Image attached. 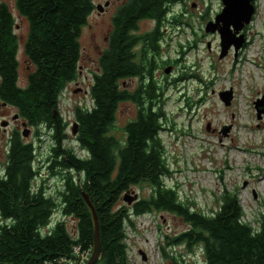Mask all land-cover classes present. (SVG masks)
Masks as SVG:
<instances>
[{
    "label": "trees",
    "instance_id": "16d2710c",
    "mask_svg": "<svg viewBox=\"0 0 264 264\" xmlns=\"http://www.w3.org/2000/svg\"><path fill=\"white\" fill-rule=\"evenodd\" d=\"M182 2L128 0L116 9L106 48L98 58L99 73L88 91L92 104L76 106L72 113L77 123L73 140L83 153L78 156L63 143L67 133L58 104L65 86L77 77L79 39L95 9L94 0H14L13 11L28 28L23 50L31 72L24 87L18 83L15 18L0 0V103L14 108L28 126L48 131V176L62 181L54 196L47 194L43 180L35 185L42 179L35 167L36 147L17 132L11 135L0 163V264L73 258V247L90 259L94 222L83 195L99 225L95 264H129L126 227L134 225L133 217L153 212L172 214L188 226L176 236L166 235V245L183 246L189 253L199 248L204 264H264V212L252 226L243 220L237 194L224 190L219 208L206 215L164 183L171 174L159 139L166 122L165 90L153 78L160 67V26L171 7ZM142 20L153 21L154 29L137 34ZM132 79L138 84L128 91L122 81ZM125 102L136 106V116L119 138L114 134L116 114ZM142 184L150 188L148 196L124 205L123 196H132L131 189ZM56 212L60 218L50 227ZM66 219H72V228Z\"/></svg>",
    "mask_w": 264,
    "mask_h": 264
},
{
    "label": "rangeland",
    "instance_id": "374dc122",
    "mask_svg": "<svg viewBox=\"0 0 264 264\" xmlns=\"http://www.w3.org/2000/svg\"><path fill=\"white\" fill-rule=\"evenodd\" d=\"M1 1L12 10L17 24L18 83L24 87L31 72L23 53L27 23L13 11L14 0ZM104 2L94 0L95 6H103ZM254 5L246 48L239 50L236 56L231 49L222 59H219L218 35L204 32L206 23L220 13L221 1L184 0V5L172 6L170 16L160 26V67L155 73L157 83L165 90L162 108L166 122L159 133L166 165L171 172L164 178L165 185L177 190L182 201L193 203L192 209L206 215L219 208L222 191L235 192L243 209V220L252 226H256L259 214L264 212V113L257 119L253 105L258 99L264 100V0H255ZM114 6L112 3L101 13L94 9L81 31V55L77 66L80 78L64 88L59 98L60 114L69 121L70 127L74 108L92 104L88 91L94 74L99 73L98 58L106 48L111 18L116 11ZM154 27L153 21L142 20L137 34L150 32ZM167 68H170L168 75L164 74ZM122 82L128 91L138 84L137 79ZM224 91H231L228 106L218 96ZM4 113V117L0 113V128L7 125L2 126L1 121H7L8 127L0 136V163L5 161L10 133L16 131L21 136L23 131L22 127L17 128L19 124L13 118L17 114L14 108L8 106ZM135 115L130 103H121L114 134L123 137V127ZM20 119L23 120L19 117L18 121ZM26 128L29 135L21 138L35 145V167L40 168L42 175L35 185L43 180L47 194L54 196L62 181L60 176H48L50 136L42 127L38 130ZM67 135L69 138L63 142L65 147H72L78 156L83 155L69 130ZM131 190L132 196L139 200L148 196L150 188L142 184ZM59 218L58 212L54 213L50 227ZM66 222L72 228V219ZM133 223L132 227H126L129 264H174L162 255V248L179 264H204L201 249L195 248L189 253L183 246L166 245V235L173 237L188 229L180 218L166 212H153L133 217Z\"/></svg>",
    "mask_w": 264,
    "mask_h": 264
},
{
    "label": "water",
    "instance_id": "95a60500",
    "mask_svg": "<svg viewBox=\"0 0 264 264\" xmlns=\"http://www.w3.org/2000/svg\"><path fill=\"white\" fill-rule=\"evenodd\" d=\"M222 4V9L218 13L213 21L206 23L204 27V32L206 34H217L219 37L220 54L219 59L224 58L229 50L233 49L235 56L237 52L243 47L245 42V37L242 33L245 26L251 23L252 17L255 13V8L253 0H220ZM107 4L97 6L96 10L101 13ZM194 7V5H193ZM209 46V45H208ZM170 73V68L164 70V74L168 75ZM74 91V93H76ZM219 99L228 106L231 101V91H224L218 94ZM5 106V103L2 104ZM254 108L256 111V118L260 119L261 115L264 113V100H256L254 103ZM14 119L18 118V115H14ZM13 119V120H14ZM7 123H2V126ZM27 124L23 123L22 137L27 138L29 135V130L26 128ZM77 124L72 126V134L76 133ZM83 199L86 205L89 207L94 222V246L91 254L90 260L86 264H95L99 251V225L96 217L95 210L90 204L88 198L83 195ZM137 201V196H131L125 194L123 196V202L128 206Z\"/></svg>",
    "mask_w": 264,
    "mask_h": 264
},
{
    "label": "flooded vegetation",
    "instance_id": "af4514ba",
    "mask_svg": "<svg viewBox=\"0 0 264 264\" xmlns=\"http://www.w3.org/2000/svg\"><path fill=\"white\" fill-rule=\"evenodd\" d=\"M128 0H116V1H113V0H105V2H104V5L105 4H107V6L104 8V11H105V9H108L111 5H112V3H113V5L115 4V6L114 7H116V9L117 8H119L122 4H124L125 2H127ZM254 1L255 0H253V3H254ZM184 5V2H182V3H180V5ZM100 4H97L96 6H95V9L97 8V6H99ZM215 18V17H214ZM210 20V19H209ZM211 21V20H210ZM209 22V21H208ZM249 26L250 25H248V26H246L244 29H243V31H242V33H243V35H244V37H245V42H244V44H243V47L240 49V50H242V49H245L246 48V46H247V43H248V38H247V33L249 32ZM16 29H17V24H16V28H15V32H16ZM27 33H28V28H27ZM16 34V33H15ZM17 36V35H16ZM26 38H27V36H26ZM106 42H107V37H106ZM23 53H24V50H23ZM18 54V53H17ZM79 78H80V73H78L77 74V77L74 79V81H72V82H70V83H68L66 86H65V88H68V86H70V84L71 83H73V82H77L78 80H79ZM156 82H157V80H156V76H155V74H154V78H153ZM127 103H129V102H127ZM4 104V103H3ZM134 108H135V111H136V106L134 105V104H132V103H130ZM8 106L6 105V106H3L2 105V103H0V113L2 114V117H4V116H6V114L4 113V110L7 108ZM61 115V114H60ZM136 116V115H135ZM135 116H134V118H135ZM62 117V116H61ZM18 119H19V116H18V118H17V120L15 121V122H17V124H19V125H17V128H19V127H22L23 128V123H26L24 120H19L18 121ZM1 123H7V121H1ZM27 124V123H26ZM65 125V131H66V133L68 132V130H69V132L72 134V127H70L69 126V121H65L64 119H63V123H62V125ZM74 124H77L76 122H75V120L73 119V121L71 122V125L73 126ZM6 127H8V123H7V125H5V126H3L2 128H0V136H1V134L2 133H4L5 132V130H6ZM27 127H29L28 125H27ZM33 128V127H32ZM16 130V129H15ZM16 132V131H15ZM48 132V131H47ZM14 132H12V133H10V137H11V135L13 134ZM37 134V133H36ZM37 135H39V134H37ZM76 135H77V129H76V133L73 135L72 134V139H75V137H76ZM9 137V138H10ZM67 138H69V135H67ZM47 162H49V159L47 160Z\"/></svg>",
    "mask_w": 264,
    "mask_h": 264
},
{
    "label": "built area",
    "instance_id": "2783aa9c",
    "mask_svg": "<svg viewBox=\"0 0 264 264\" xmlns=\"http://www.w3.org/2000/svg\"><path fill=\"white\" fill-rule=\"evenodd\" d=\"M58 108L62 109L61 104H58ZM71 256L73 258L58 257L52 261H45L43 264H86L89 259L87 252L81 253L78 247H73Z\"/></svg>",
    "mask_w": 264,
    "mask_h": 264
}]
</instances>
